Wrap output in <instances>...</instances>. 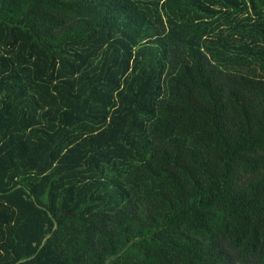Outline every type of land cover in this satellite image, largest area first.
Segmentation results:
<instances>
[{
  "label": "trees",
  "instance_id": "1",
  "mask_svg": "<svg viewBox=\"0 0 264 264\" xmlns=\"http://www.w3.org/2000/svg\"><path fill=\"white\" fill-rule=\"evenodd\" d=\"M0 264H264V0H0Z\"/></svg>",
  "mask_w": 264,
  "mask_h": 264
}]
</instances>
